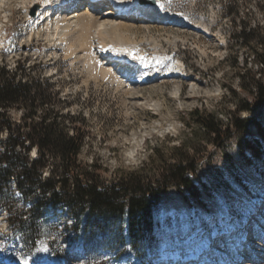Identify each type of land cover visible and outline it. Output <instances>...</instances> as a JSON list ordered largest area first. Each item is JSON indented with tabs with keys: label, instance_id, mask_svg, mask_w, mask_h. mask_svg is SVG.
Masks as SVG:
<instances>
[{
	"label": "rangeland",
	"instance_id": "1",
	"mask_svg": "<svg viewBox=\"0 0 264 264\" xmlns=\"http://www.w3.org/2000/svg\"><path fill=\"white\" fill-rule=\"evenodd\" d=\"M38 1L0 0V66L13 78L41 82L52 97V107L66 117L77 118L69 126L84 130L77 157L81 166L91 170L95 166V175L108 185L136 170L159 166L154 150L169 156L170 149L184 141L190 156L200 159L194 181L204 187L199 198L190 197L184 188H169L155 205L159 237L146 243L143 252L120 258L112 248L117 250L123 244L126 217L106 233L89 235L81 225L75 238V213L65 207L50 209L40 219V239L35 247L23 242L14 235L11 219H25L31 204L14 191L10 209H0V263L48 264L63 258L66 264H168L171 253L204 250L213 233L227 237L226 225L236 226L244 218L248 236L244 233L243 246L237 250L242 255L239 264H247L256 246L249 240L261 233L250 217L254 214L258 223L264 218V105L252 114L241 108L256 103L250 89L252 78L264 88V72L253 56L255 50L264 54V0H152L173 14L202 20L211 30L195 33L166 26L151 31L154 40L139 36L131 52H140L137 56L148 61L150 70L157 66L159 77L176 73L180 78L165 77L136 90L100 74L91 75L85 63L66 57L58 42L46 38L44 27L33 30L30 24L43 7L42 0ZM101 5L102 12L106 11L107 6ZM244 29L253 37L249 45L237 38ZM196 109L216 114L224 126L233 118L253 116L260 130L250 124L236 132L225 148H216L189 120ZM8 112L13 123L21 121V109ZM5 137L4 131L0 140ZM33 151L35 148L29 153L30 160L35 158ZM50 168L44 169V177ZM220 173L226 181L223 187L217 184ZM176 200L184 208L168 207ZM219 209L224 210L222 214ZM239 234L232 230L235 239ZM161 254L167 258L161 260ZM207 255L212 262L202 264H228L231 257V253L216 250ZM173 263L180 264H169Z\"/></svg>",
	"mask_w": 264,
	"mask_h": 264
},
{
	"label": "trees",
	"instance_id": "2",
	"mask_svg": "<svg viewBox=\"0 0 264 264\" xmlns=\"http://www.w3.org/2000/svg\"><path fill=\"white\" fill-rule=\"evenodd\" d=\"M237 38L245 45L253 39L245 29ZM253 56L264 72V54L255 50ZM250 89L254 90L256 103L246 104L241 109L252 114L264 105V88L252 78ZM51 101V95L41 82L13 78L5 66H0V135L6 132L5 139L0 140V209H10L15 202L14 191L21 194L23 201L30 200L28 216L25 219L19 216L16 222L11 219L14 235L23 242L35 247L40 239V219L50 209L65 207L76 215L73 220L75 238L81 225L89 235L96 231L106 233L126 217L123 244L112 251L116 258L139 254L146 243L159 237L155 205L169 188H184L190 197H200L204 186L194 181L200 159L190 156V148L184 141L171 148L169 156L155 149L159 166L154 164L150 170H136L103 185L95 175V166L91 170L78 162L84 130L80 126H69L77 118L62 115L52 107ZM11 108L22 110L19 123L11 121L8 114ZM189 120L214 147L222 149L236 132L250 124L259 128L253 116L233 118L224 126L216 114H203L197 109L190 112ZM33 148L36 154L30 160ZM240 150L244 148L241 146ZM47 167L51 170L44 177ZM216 177L218 185H226L223 174Z\"/></svg>",
	"mask_w": 264,
	"mask_h": 264
},
{
	"label": "bare ground",
	"instance_id": "3",
	"mask_svg": "<svg viewBox=\"0 0 264 264\" xmlns=\"http://www.w3.org/2000/svg\"><path fill=\"white\" fill-rule=\"evenodd\" d=\"M40 1H38V4ZM126 1L42 0L43 7L38 11V17L35 18L30 26L32 29L34 27H44L45 33L47 31L46 38H49L50 41L58 42V46H61L60 49L66 57H71L85 63L91 75L100 74L104 78L125 84L129 90H134L137 87L165 77L180 78V75L176 73H167L159 77L160 74L156 72L157 66L154 71H152L153 69L150 70L148 61L142 60L137 56L140 52H137L136 55L131 52L134 42L139 36L141 38L150 36V40H154L150 35L151 31L166 26L180 30L185 29L195 33H209L211 28L202 20L192 21L184 15L173 14L164 8L161 2L156 5L153 1H150L153 4L145 2L139 4L137 0H131L130 4H127ZM101 4L107 6L106 11L102 12ZM146 16H150L149 18L152 17L151 20H157L158 22L151 23L145 19ZM140 41H143V39ZM168 207L175 209L184 208L180 200L169 203ZM256 207L254 206L253 209ZM223 211L219 209L221 214ZM250 219L261 230V233L257 237H252L254 240H249L250 243L253 242L256 246L247 264H262L264 262V241H261L262 239L260 238H262L261 235L264 236V228L261 229L259 225H264V218L263 222L258 223V219L254 218V214H252ZM242 225H245V227L242 228ZM246 225L247 221L244 218L236 226L227 224L225 231L228 236H224L226 237L225 240L223 239L224 237L219 238L218 234L213 233L206 240L207 247L204 250L196 248L194 250H182L171 253V259L167 260L168 264L172 263V261L180 262V264H202L205 260L212 262L207 253L213 250L226 255L231 253V257L227 261L228 264H239L242 255L238 253L237 249L243 246L244 233L248 236ZM236 229L240 234L235 239L234 235H232V230ZM216 238L217 240H215ZM160 256L161 260L167 258L165 254H161ZM220 262L224 261L221 260ZM11 264L35 263L15 262ZM48 264H66V262L63 258H60Z\"/></svg>",
	"mask_w": 264,
	"mask_h": 264
},
{
	"label": "snow or ice",
	"instance_id": "4",
	"mask_svg": "<svg viewBox=\"0 0 264 264\" xmlns=\"http://www.w3.org/2000/svg\"><path fill=\"white\" fill-rule=\"evenodd\" d=\"M33 155H35V151H33ZM45 175H48V173H47V172H45Z\"/></svg>",
	"mask_w": 264,
	"mask_h": 264
},
{
	"label": "water",
	"instance_id": "5",
	"mask_svg": "<svg viewBox=\"0 0 264 264\" xmlns=\"http://www.w3.org/2000/svg\"><path fill=\"white\" fill-rule=\"evenodd\" d=\"M150 1H152V0H150ZM34 12V11H33Z\"/></svg>",
	"mask_w": 264,
	"mask_h": 264
}]
</instances>
